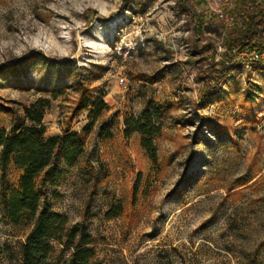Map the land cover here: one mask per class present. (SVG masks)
Returning <instances> with one entry per match:
<instances>
[{"label": "rangeland", "instance_id": "1", "mask_svg": "<svg viewBox=\"0 0 264 264\" xmlns=\"http://www.w3.org/2000/svg\"><path fill=\"white\" fill-rule=\"evenodd\" d=\"M200 1L0 0V105L50 98L46 135L63 132L82 89L108 105L87 132L90 109L71 120L86 150L51 200L97 238L90 264H264V66L236 57L204 94L210 50L194 45L213 44L221 59L226 36L209 10L225 0ZM151 101L169 105L157 163L139 134H123L124 115ZM118 202L124 214L107 219ZM22 234L0 223V264H17Z\"/></svg>", "mask_w": 264, "mask_h": 264}, {"label": "trees", "instance_id": "2", "mask_svg": "<svg viewBox=\"0 0 264 264\" xmlns=\"http://www.w3.org/2000/svg\"><path fill=\"white\" fill-rule=\"evenodd\" d=\"M199 1L179 0V4L187 10L191 5L195 8ZM130 4L131 0H123L124 7ZM232 12L237 22L226 36V50L221 59L217 60L219 54L213 44L194 45L200 54L210 50L211 65L205 76L208 80L202 79L206 95L215 93L219 83L231 74L237 61L236 51H264V0H235ZM192 14L198 22L196 31L201 33L205 15L195 9ZM21 62L14 63L11 70H20ZM59 93L51 91L53 96ZM50 104V98L39 97L17 109L0 105V118L1 114L13 117L10 129L0 122V223L6 222L16 232L23 233L17 264H90L97 256V238L84 224H72L68 215L55 211L51 200L60 197L57 187L85 153V132L108 105L104 100L94 98L87 88L82 89L70 119L73 120L80 111L90 109L92 121L85 127V132L72 129L70 120L62 133L46 135L44 117ZM168 107L151 101L139 115L125 114L123 117L124 136L139 134L141 146L155 163V141L164 133L161 120ZM100 136H103L102 131ZM138 183L133 188V200L138 195ZM51 189L54 190L50 196ZM124 212L122 202L113 203L106 218L115 219ZM2 254L0 248V257Z\"/></svg>", "mask_w": 264, "mask_h": 264}, {"label": "built area", "instance_id": "3", "mask_svg": "<svg viewBox=\"0 0 264 264\" xmlns=\"http://www.w3.org/2000/svg\"><path fill=\"white\" fill-rule=\"evenodd\" d=\"M235 5V0H225L220 8L211 6L210 13L214 15V18L221 23V29L223 31V37L227 36L228 32L235 26L237 19L236 15L232 12ZM237 58L245 61L246 68L251 69L256 65L264 66V51L254 50L252 52L248 50L236 51Z\"/></svg>", "mask_w": 264, "mask_h": 264}]
</instances>
